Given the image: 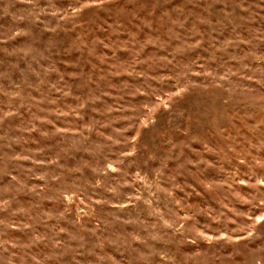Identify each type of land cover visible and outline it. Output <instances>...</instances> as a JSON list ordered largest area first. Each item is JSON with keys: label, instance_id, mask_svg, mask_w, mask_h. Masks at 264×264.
<instances>
[{"label": "rangeland", "instance_id": "obj_1", "mask_svg": "<svg viewBox=\"0 0 264 264\" xmlns=\"http://www.w3.org/2000/svg\"><path fill=\"white\" fill-rule=\"evenodd\" d=\"M0 264H264V0H0Z\"/></svg>", "mask_w": 264, "mask_h": 264}]
</instances>
